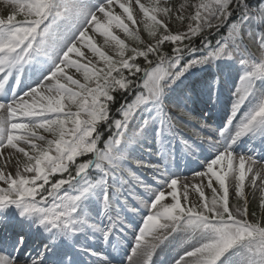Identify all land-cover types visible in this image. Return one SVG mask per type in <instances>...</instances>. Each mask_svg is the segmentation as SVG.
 <instances>
[{
  "label": "snow or ice",
  "instance_id": "obj_1",
  "mask_svg": "<svg viewBox=\"0 0 264 264\" xmlns=\"http://www.w3.org/2000/svg\"><path fill=\"white\" fill-rule=\"evenodd\" d=\"M6 2L0 223L41 247L0 235V264H120L86 242L129 233L127 264L173 243L172 264H264V0Z\"/></svg>",
  "mask_w": 264,
  "mask_h": 264
},
{
  "label": "rangeland",
  "instance_id": "obj_2",
  "mask_svg": "<svg viewBox=\"0 0 264 264\" xmlns=\"http://www.w3.org/2000/svg\"><path fill=\"white\" fill-rule=\"evenodd\" d=\"M185 0H175V4L176 6L178 7L180 3H184ZM190 2V0H189ZM12 11V7L6 2V0H0V16H4V15H7V14H10ZM185 30H186V24L184 26ZM116 34L120 35L121 38L123 39V36H122V33H119L117 32ZM102 39V38H101ZM101 41L98 40L97 43H100ZM106 51H108V53L110 55H114V53L110 50V49H106ZM254 53L256 55H259V49L256 48L254 50ZM246 184H247V181H246ZM250 190L248 188H246V192H249ZM196 194H192L190 196V198L194 197ZM230 200H231V194H230ZM251 208L253 209H256V210H259L256 206V202L253 201L252 204H251ZM178 250V246L176 245V243H173L172 245H169L167 248H165L163 251L161 250H157L156 254L154 255V259H156V256L157 258H161L163 257L165 254L169 253V252H172V255H174L175 252H177Z\"/></svg>",
  "mask_w": 264,
  "mask_h": 264
},
{
  "label": "trees",
  "instance_id": "obj_3",
  "mask_svg": "<svg viewBox=\"0 0 264 264\" xmlns=\"http://www.w3.org/2000/svg\"><path fill=\"white\" fill-rule=\"evenodd\" d=\"M253 2H255V0H253ZM143 37H147V33H142ZM131 44V41H129ZM201 44V41L199 40V38L196 39L195 45L194 46H199ZM142 60V58H138V62H140ZM117 96V100L116 103L114 105H112L113 108V112L115 111V108H117L119 106V104L122 102V98L120 97L119 93L116 94ZM112 112V114H113Z\"/></svg>",
  "mask_w": 264,
  "mask_h": 264
}]
</instances>
